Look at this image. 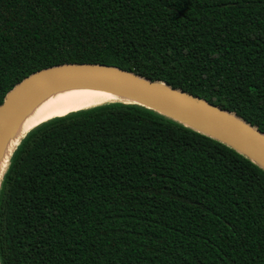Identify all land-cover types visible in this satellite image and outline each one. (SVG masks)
Segmentation results:
<instances>
[{
	"label": "trees",
	"instance_id": "obj_1",
	"mask_svg": "<svg viewBox=\"0 0 264 264\" xmlns=\"http://www.w3.org/2000/svg\"><path fill=\"white\" fill-rule=\"evenodd\" d=\"M104 64L264 133V0H0V105L24 78ZM0 182V264H264V170L138 104L50 119Z\"/></svg>",
	"mask_w": 264,
	"mask_h": 264
},
{
	"label": "water",
	"instance_id": "obj_2",
	"mask_svg": "<svg viewBox=\"0 0 264 264\" xmlns=\"http://www.w3.org/2000/svg\"><path fill=\"white\" fill-rule=\"evenodd\" d=\"M67 85L97 87L129 96L133 100L117 102L138 104L172 118L224 143L264 170V133L260 132L257 127L247 123L235 113L181 89H175L164 82L153 81L128 70L104 64L67 63L52 66L34 72L15 85L0 105V149L9 131L30 105L45 92ZM80 110L83 109L76 111ZM27 133L21 137L20 141Z\"/></svg>",
	"mask_w": 264,
	"mask_h": 264
},
{
	"label": "bare ground",
	"instance_id": "obj_3",
	"mask_svg": "<svg viewBox=\"0 0 264 264\" xmlns=\"http://www.w3.org/2000/svg\"><path fill=\"white\" fill-rule=\"evenodd\" d=\"M131 100L133 99L129 96L82 85L59 86L45 92L21 114L16 125L7 134L0 149V180L9 157L21 137L35 126L79 109Z\"/></svg>",
	"mask_w": 264,
	"mask_h": 264
},
{
	"label": "rangeland",
	"instance_id": "obj_4",
	"mask_svg": "<svg viewBox=\"0 0 264 264\" xmlns=\"http://www.w3.org/2000/svg\"><path fill=\"white\" fill-rule=\"evenodd\" d=\"M84 110V109H83Z\"/></svg>",
	"mask_w": 264,
	"mask_h": 264
}]
</instances>
